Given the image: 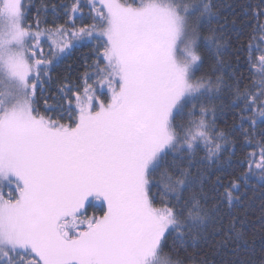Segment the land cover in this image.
Segmentation results:
<instances>
[{
  "label": "snow or ice",
  "instance_id": "obj_1",
  "mask_svg": "<svg viewBox=\"0 0 264 264\" xmlns=\"http://www.w3.org/2000/svg\"><path fill=\"white\" fill-rule=\"evenodd\" d=\"M85 6L93 23L71 36L95 41L96 59L82 90H60L62 103L56 107L70 121L61 123L35 106L40 77L53 64L37 55H43L42 41L55 49L50 55L63 53L70 46L69 30L55 22L33 30L23 0H0L5 89L0 92V184L14 186V192L0 189V264H182L163 252L169 239L175 250L210 225L223 234L218 245H246L251 237L245 220L232 213L225 223L219 213L221 204L244 203L252 177L264 182V38L249 42L256 79L243 90L236 86L233 100L245 146L253 150L235 161L245 170L225 182L221 176L212 179L209 167L228 150L224 145L235 142L215 128V109L197 101L219 91L214 83L233 85L223 76L195 77L202 46L213 52V73L227 67L221 57L223 27H208L207 35L201 31L219 19L214 5L210 0H139L137 6L90 0ZM69 12L82 16L80 0L65 15ZM259 30L264 32V25ZM254 51L261 54L253 57ZM93 77L97 87L110 91L107 103L87 83ZM189 105L187 115L199 111L201 118L178 121ZM209 114L211 123L204 119ZM201 142L206 155L197 159ZM169 155L170 166L161 170ZM90 198L102 202V214L80 219Z\"/></svg>",
  "mask_w": 264,
  "mask_h": 264
},
{
  "label": "trees",
  "instance_id": "obj_2",
  "mask_svg": "<svg viewBox=\"0 0 264 264\" xmlns=\"http://www.w3.org/2000/svg\"><path fill=\"white\" fill-rule=\"evenodd\" d=\"M76 0H23L25 19L28 25H32L33 29H47L55 24H63L65 27H83L91 24L93 21L89 17V8L85 5L90 0H80L83 14L69 12L65 15V11L69 10ZM123 3L138 5L139 0H121ZM187 2V0H186ZM214 5V11H218L219 19H213L210 25H205L201 30L202 35H207L208 27H223V51L221 57L227 67L213 73L212 67L215 65V58L210 49L201 47L203 63L199 70L196 71L195 77L209 76L215 81L216 76H223L232 88H225L223 85H212L213 88L219 87L218 92H212L197 101L198 106H203L209 109H215V128L218 131L230 133L228 139L235 142V146L224 145L227 151L223 149L220 152V160L209 167V174L212 179L216 176H221L225 182L231 179L234 175L245 169L235 164V161L243 159L252 147L245 146V138L239 130V118L236 116L238 109L233 106L234 92L236 86L241 90L250 86L256 79L251 71L249 60L248 45L251 41L256 44L259 39L264 38V32L259 30L260 25H264V15H257L264 12V0H210ZM73 17V23L71 18ZM38 23L39 27L35 25ZM95 41H83L70 48L58 61L54 62L47 71V76L41 75L40 81L42 86L38 87L36 92L35 106L38 111L54 120H59L61 123H69L67 113L62 108L56 107L62 103L60 100L61 89L66 86L72 87L73 91L82 90L85 86V74L92 72L93 61L96 56L93 55ZM261 53L254 51L253 57H258ZM234 77V79H233ZM95 77L88 79L87 83L94 84ZM103 101L107 102L109 96L107 92L102 93ZM55 97L56 99H52ZM47 100L52 109H46L44 101ZM188 109H185V114L177 117V120L185 122L193 119H200L199 111L195 112L194 116L187 115ZM207 123H211L213 116L211 114L204 117ZM244 127L247 129L248 125ZM235 128L236 131H232ZM249 131H251L249 129ZM258 131V130H257ZM209 135L216 143H222L216 140L215 136L209 130ZM257 135L255 140H260ZM252 140V137H249ZM255 143V141H253ZM208 147H213L210 143ZM206 155V149L201 142L196 151V158L203 159ZM173 160V156L167 157L168 163L162 165L169 167ZM187 163V161H185ZM203 167L204 165H199ZM208 185L205 186V191L208 190ZM155 191V189H153ZM162 191V189H161ZM223 188L220 189V192ZM185 199L190 195L189 191L183 193ZM213 195H216L213 193ZM157 199H159L157 197ZM215 202V201H210ZM159 206V205H158ZM103 208L94 206L93 203L88 204L83 215H101ZM241 217L245 220L244 229L251 237L245 245L240 243H229L227 246L218 245V241L223 238V234L213 231L210 225L209 229L195 241L188 240L183 247H177L175 250L171 247L172 240L169 239L168 246L163 249V252L168 254L171 259L181 261L182 264H194V261L207 260L208 264H264V182H261L257 177H252L247 187V196L242 205L229 207L226 203L221 204L219 215L227 219L231 218V214ZM193 259H189V258Z\"/></svg>",
  "mask_w": 264,
  "mask_h": 264
},
{
  "label": "rangeland",
  "instance_id": "obj_3",
  "mask_svg": "<svg viewBox=\"0 0 264 264\" xmlns=\"http://www.w3.org/2000/svg\"><path fill=\"white\" fill-rule=\"evenodd\" d=\"M133 6H137V5H133ZM73 16H74V13H73ZM73 20L74 19L72 17L71 18V21H72L71 23H73ZM65 28H67L69 30L68 36H67V39H68L69 45H70L69 48L65 49V51L63 53H60V54H58L57 56L54 57L53 55H50L49 53L50 52H55V49H50L49 46H48V44L46 42L42 41L41 42V47L43 49V55H39L38 54L37 55V59H45L46 58V59L52 60L53 63H54V62L58 61V59L61 58L74 45H77V44H79V43H81L83 41H86V40L76 41V40H73L72 39L71 32L74 31L75 29H78V28L72 27V26H67ZM33 30H38V29H33ZM44 30L45 29H42V30L39 29V31H44ZM90 85H92V87L94 89V95H95V97L98 100H102L103 101V95H102V93H104V92H107V94H108V96L110 98L111 93L107 89V87L100 88V87H97L95 83L94 84H90ZM3 91H5V89H4L3 85H0V92H3ZM0 99H2V97H0ZM105 103H107V102H105ZM0 189H2L5 193L14 192V186L13 187H7L4 184H0ZM90 203H93L94 206H99V207L102 208V202L99 201V200H95L94 198H90ZM90 203H86L84 209L81 210L80 219H85V218H87L89 216L95 215L94 213H91L90 215H83L86 207ZM95 216H99V215H95Z\"/></svg>",
  "mask_w": 264,
  "mask_h": 264
}]
</instances>
